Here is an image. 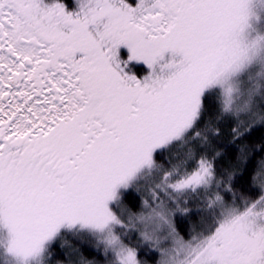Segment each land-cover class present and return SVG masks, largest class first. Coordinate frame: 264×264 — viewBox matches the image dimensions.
<instances>
[{
	"label": "snow or ice",
	"instance_id": "snow-or-ice-1",
	"mask_svg": "<svg viewBox=\"0 0 264 264\" xmlns=\"http://www.w3.org/2000/svg\"><path fill=\"white\" fill-rule=\"evenodd\" d=\"M0 264H264V0H0Z\"/></svg>",
	"mask_w": 264,
	"mask_h": 264
}]
</instances>
